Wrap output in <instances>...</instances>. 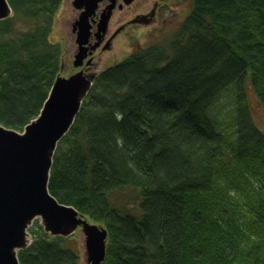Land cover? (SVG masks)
Returning <instances> with one entry per match:
<instances>
[{"label": "trees", "instance_id": "obj_1", "mask_svg": "<svg viewBox=\"0 0 264 264\" xmlns=\"http://www.w3.org/2000/svg\"><path fill=\"white\" fill-rule=\"evenodd\" d=\"M62 0H8L0 123L38 116L60 70ZM174 34L100 70L57 143L48 191L108 230L101 264H264V0H193ZM233 89L231 130L210 113ZM137 190V206L117 189ZM20 264H81L34 223Z\"/></svg>", "mask_w": 264, "mask_h": 264}, {"label": "water", "instance_id": "obj_2", "mask_svg": "<svg viewBox=\"0 0 264 264\" xmlns=\"http://www.w3.org/2000/svg\"><path fill=\"white\" fill-rule=\"evenodd\" d=\"M78 2L73 0L74 4ZM93 7L94 4L87 5L72 24L78 46L73 56L74 67L83 64L86 57L88 16ZM11 13L8 0H0V20ZM108 16L106 13L100 19L99 31L105 30ZM94 78V72L85 73L82 68L67 77L57 74L40 114L23 131L0 123V264H20L17 251L29 245L28 227L36 216L52 236L65 237L80 227L86 262H103L106 227L90 221L74 205L61 203L48 191L52 157L59 138L69 131Z\"/></svg>", "mask_w": 264, "mask_h": 264}, {"label": "rangeland", "instance_id": "obj_3", "mask_svg": "<svg viewBox=\"0 0 264 264\" xmlns=\"http://www.w3.org/2000/svg\"><path fill=\"white\" fill-rule=\"evenodd\" d=\"M147 2H148L147 0H141L142 5H145V3ZM170 2L175 12V13L173 12L172 14L174 19H173V23L167 25V27L163 30L164 31L163 36L158 37L157 39H151L148 36H149V31L153 28H150L151 26L147 27L143 25L142 26L138 25V29H136L135 32L137 41L135 39V42L130 43L127 39H124L122 36H119L112 43V45L111 44L109 45L106 42L107 44L106 43H105L106 45L103 44L104 46L102 48H98L100 50L96 51V53L94 54L95 57L92 61L91 68L88 70V72H94L96 75L97 72H99L100 70H103L107 66L114 64L117 61L127 57V55L136 51L138 48H141L142 46H147V44L163 42L164 40L167 39V37H170L172 34H174L175 30L177 29V26H179L182 19L191 10L190 8L192 6L193 0H170ZM73 4H74L73 0L61 1L59 9H57V11L54 14L55 18H54L53 29L49 35L52 41L59 42L62 47V52L60 56L61 67H59L60 70L58 74L66 77L67 75L76 72L78 69H81L82 65L87 66V64H89L91 61V59H86L87 54L89 52L87 50L86 57L84 58V60L86 59V61L83 60V64L76 67H74L73 65V59H74L73 56L78 47L75 37L76 31L75 33L72 31V27H73L72 24L78 19L77 18L72 23L73 21L72 11L74 10V6L76 5ZM122 17L124 16H119L117 21L122 20ZM117 21H115V23ZM115 23L113 26H115ZM245 89H246V97L248 99V103L250 107L249 109H251L252 119H254L256 124L261 129L264 130V116L262 109L260 108L259 100L256 97L254 90L250 87V84L248 82L245 83ZM234 105L235 104L233 100V89L231 88L223 92L222 95L216 100V102L212 105L211 109L209 110L211 114L215 115L219 119V121H221L227 127L228 131L231 130L230 124L233 121L232 117L234 113L233 110ZM136 193L137 190L131 187H124L122 189L116 190L117 197L119 195L118 201L124 204L125 202H127L128 206L134 210L136 209L137 201H138L136 197ZM90 221L97 222L93 220ZM34 223L35 224L39 223L43 227V223H41L40 217L36 216L31 221L28 230ZM97 223L101 224L99 222ZM66 237L68 240L67 242H65V245H68L69 247L73 248L75 251L79 253V262H81V264H88V262H86L87 251H85V246H84L85 243L84 233L83 231H81L80 227L77 226L74 229V232H72L69 235H66ZM28 239L31 240L30 235L28 236Z\"/></svg>", "mask_w": 264, "mask_h": 264}, {"label": "flooded vegetation", "instance_id": "obj_4", "mask_svg": "<svg viewBox=\"0 0 264 264\" xmlns=\"http://www.w3.org/2000/svg\"><path fill=\"white\" fill-rule=\"evenodd\" d=\"M142 5L141 0H79L72 11L73 21L76 20L81 12L87 9V5H93V10L88 16L89 37L85 43L88 47L86 59H91L90 63L81 67L87 73L91 68L96 51L100 50L107 43L112 45L117 37L122 36L130 43L135 42L136 29L138 25L151 26L149 38L157 39L163 36V30L173 23V7L170 0H147ZM108 13L105 30L99 31V21L104 14ZM175 13V12H174ZM119 16L122 20H118ZM115 21H117L115 23ZM115 23V26H113ZM159 29V30H158ZM158 30V31H157ZM75 33V29L72 27ZM76 37V36H75ZM137 41V39H136ZM107 42V43H106ZM106 43V44H105ZM104 44V45H103ZM86 59L84 61H86Z\"/></svg>", "mask_w": 264, "mask_h": 264}, {"label": "bare ground", "instance_id": "obj_5", "mask_svg": "<svg viewBox=\"0 0 264 264\" xmlns=\"http://www.w3.org/2000/svg\"><path fill=\"white\" fill-rule=\"evenodd\" d=\"M29 233V232H28ZM31 241V240H30Z\"/></svg>", "mask_w": 264, "mask_h": 264}]
</instances>
